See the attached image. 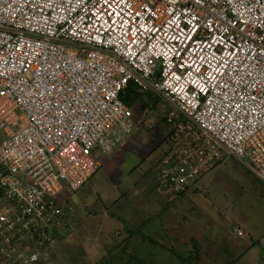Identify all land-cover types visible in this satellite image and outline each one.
<instances>
[{
    "label": "built area",
    "instance_id": "built-area-1",
    "mask_svg": "<svg viewBox=\"0 0 264 264\" xmlns=\"http://www.w3.org/2000/svg\"><path fill=\"white\" fill-rule=\"evenodd\" d=\"M130 83L185 134L163 184L225 156L264 184V0H0V264H53L64 195L134 129Z\"/></svg>",
    "mask_w": 264,
    "mask_h": 264
},
{
    "label": "rangeland",
    "instance_id": "rangeland-1",
    "mask_svg": "<svg viewBox=\"0 0 264 264\" xmlns=\"http://www.w3.org/2000/svg\"><path fill=\"white\" fill-rule=\"evenodd\" d=\"M154 96L145 111L133 109L134 129L127 141L103 155V166L80 190L64 195L74 224L52 251L54 263L127 264L129 256L122 254L131 235L127 228L146 222L152 230L159 226L169 247H190L192 238L205 245L202 264H227L228 258L234 264H264V186L231 157L199 180L196 187L211 191L209 197L190 192L169 203L174 192L159 174L186 139L163 120L171 108ZM178 142L183 143L176 150ZM135 250L129 251L139 256ZM156 264L175 263L168 256Z\"/></svg>",
    "mask_w": 264,
    "mask_h": 264
},
{
    "label": "trees",
    "instance_id": "trees-1",
    "mask_svg": "<svg viewBox=\"0 0 264 264\" xmlns=\"http://www.w3.org/2000/svg\"><path fill=\"white\" fill-rule=\"evenodd\" d=\"M152 97H153L152 93L145 94L141 92L140 89L134 83H130L125 94L122 95V100L128 106L132 107L134 110L139 108L141 111H145L147 109V105H148L147 103L150 104ZM154 98H157L154 101L159 100L158 96L156 97L154 96ZM163 120L167 121L166 118H164ZM182 143L183 142L176 143V148L174 146V149L178 150L180 146L182 145ZM218 165H216L215 167H217ZM213 169L207 171L203 176L207 175ZM246 171L250 173L247 169ZM250 174L253 175L252 173ZM254 178H255L256 183L264 186V184L260 180H258L256 177ZM198 182L196 183L194 187L189 188L185 192L176 193L173 191L174 193L170 195L169 203H175L179 200L186 199L188 196V193L190 192L194 194H200V195L202 194L204 197H209V195L211 194V191H209V194H208L206 188L202 190L196 187ZM116 205H117V202H114L113 206H116ZM218 207L224 208V206L220 204ZM159 229H160L159 226H157L154 230L150 229L149 225L146 224V222L136 227L131 226L130 228H127V231L131 235H130V238L127 237L124 240L126 246L122 252V254L125 253L127 256H129L127 264H133L137 262L138 264H156L160 258L163 259V258H167L168 256L171 257L172 261L175 264H202L203 260L205 259V254L207 253L205 245L200 244L198 240H196L195 238H192L190 247L188 246L186 247L185 245L180 246V248H176L174 246L169 247L167 246V242L165 245V241H164L165 238L163 237V235H161L163 231L159 232ZM62 237L63 236H61V238ZM132 237L135 240V242H133L134 244L132 243ZM131 249H136L135 251H138L139 249L140 257L138 255L132 254V252L129 251ZM51 257H52V254H51ZM112 258H113V262L116 263L115 259L118 258L117 255L112 256ZM52 262L53 264H55L53 261V258H52ZM227 264H234V263L232 261H228Z\"/></svg>",
    "mask_w": 264,
    "mask_h": 264
},
{
    "label": "crops",
    "instance_id": "crops-1",
    "mask_svg": "<svg viewBox=\"0 0 264 264\" xmlns=\"http://www.w3.org/2000/svg\"><path fill=\"white\" fill-rule=\"evenodd\" d=\"M105 159H106V157H105ZM160 182H161V181H160ZM234 232H235V230H234ZM236 232H237V231H236ZM240 232H241V231H240ZM226 233H228V230H226ZM237 235H238V237H244V233H243V231H242V235L239 234V231L237 232ZM228 260L231 261L230 258H228Z\"/></svg>",
    "mask_w": 264,
    "mask_h": 264
}]
</instances>
